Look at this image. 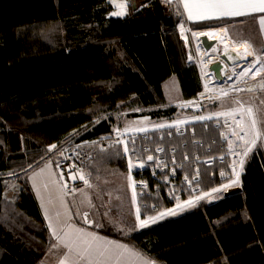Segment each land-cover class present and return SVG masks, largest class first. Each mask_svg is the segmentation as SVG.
<instances>
[{"label":"trees","instance_id":"16d2710c","mask_svg":"<svg viewBox=\"0 0 264 264\" xmlns=\"http://www.w3.org/2000/svg\"><path fill=\"white\" fill-rule=\"evenodd\" d=\"M137 2L132 14L113 16L112 0H0V264H38L54 243L44 223L6 197L11 175L22 176L44 163L52 145L57 149L78 136L112 133L116 112L139 115L135 111L142 110L158 122L201 115L176 104L203 90L200 66L189 59L178 24L202 29L234 19L191 22L177 1ZM57 23L63 34L52 30ZM206 124L187 125L195 128L193 137L206 142L201 150L221 140L220 128L205 130ZM184 141L174 138L169 144ZM199 165L195 184L203 191L223 183L222 165ZM89 168L100 188L106 235L164 264H264L261 147L247 161L240 186L140 229L132 221L134 201L123 147L97 150ZM186 173L195 177V163L185 164L176 182ZM144 176L143 217L177 204L165 189L166 197L161 192L156 196L157 182L149 172ZM191 196L184 193L182 201Z\"/></svg>","mask_w":264,"mask_h":264},{"label":"rangeland","instance_id":"374dc122","mask_svg":"<svg viewBox=\"0 0 264 264\" xmlns=\"http://www.w3.org/2000/svg\"><path fill=\"white\" fill-rule=\"evenodd\" d=\"M115 4V9L111 13H117V12H123V15H113V16H127L132 14L134 10H136L133 6V0H112ZM177 1V0H176ZM177 3H179L177 1ZM181 25H183V30L181 29ZM178 29L181 35V39L185 42V47L187 52L189 53L191 57V61L196 62L201 69L202 79H203V90H207L210 92V94L199 97L198 95L194 98L188 99V100H182L177 102L176 104L180 107L184 108H193L196 112L200 113L201 115L197 116H190L189 114L179 115L175 116V120H168L165 119L162 122L163 124L168 125L169 128H179L181 124H184L187 126L188 124H193L196 122H209L210 124L204 125L205 130H210L211 125L219 127L222 131L224 128L223 121L227 120L229 118L233 119L234 123L235 121H241L242 126L248 129L247 135L245 132L240 130V126L235 123V126L228 131H226V136L223 138L222 134L220 133V139L218 141L213 140L211 145H208L210 147V151L208 149H202L204 148L200 145V142L203 143L204 140L202 138L193 137L194 134L190 133V135H187L184 139H187L189 142H183L181 145L177 144L174 145L173 148H183L184 152L193 153L195 150H200L203 154L204 152H210L211 154H220L224 152L225 150H230L233 148H237L240 150V155L235 160L230 159L229 163L233 166L222 165L221 172L224 170L226 173H230V176H223L220 172L221 180L223 183L220 185L213 187L207 191H203L200 185L195 184L196 181H199L200 179V168L201 166L199 164H196V175L193 179L190 178L189 174H184L183 180L181 182H171L170 175L164 176L163 180L159 185L156 186V192L154 193L156 196H160V192L163 194V196L166 197V194L162 192L163 189L168 194V197L170 199H173L177 202L176 205H174L171 208L165 209L160 211L161 212H168L169 210H172L174 214L165 215L163 218L157 219L154 223L161 221L167 217L175 216L180 213H183L187 210H190L200 204L202 201L204 202H211L216 201L219 198L223 197L226 192H228L230 189L234 187H238L241 182V173L243 169L245 168V165L248 161V157L252 155L253 151L260 147V136L256 138L255 145L246 144L244 140H240L237 135H233V131L238 133L239 136H244L245 140L251 141L254 138V133L256 131L260 132V113H259V106H260V98H261V89L257 88L255 92H249L247 90V86L249 84H255L257 87L261 83V79L264 78V70L259 71L258 74L255 76L252 75V73L256 72L257 69H261L262 60H257L256 57H259L258 52L254 48V44H252L251 41H249L245 37H240L236 35V32L232 29H227L228 32V38L226 40L221 39V35L223 32V29L225 28H206V29H192L189 26H187L183 22H179ZM216 31L219 35L213 36L208 35L211 39H217L219 42L223 43L224 49H219L217 46H214L212 49H210V52H208L203 45L202 42V36L199 35L200 33H211L210 30ZM52 30H59L63 34V26L59 23L54 25L52 27ZM51 31V30H50ZM193 33H196L198 35H193ZM247 35V34H246ZM245 44H251L250 53L245 58L244 55V45ZM224 52H231L233 55V63L237 62V64L233 68V73L227 77L219 78L214 74V69L212 68V65L214 62L223 61L225 63H229L226 59L223 57ZM260 58V57H259ZM252 65L251 69H249V66ZM208 67L209 73L211 77H213V84L212 86H208L205 83L204 73L205 68ZM246 75L241 76V72H245ZM264 82V80H263ZM235 89H240V91H236ZM202 90V91H203ZM221 91L227 92V96H222ZM237 101H240V103L244 106L245 111L243 114L240 112H237L234 114V116H226V115H220V113L229 112L232 109H235L239 107V105L236 103ZM248 107H251L253 109V114L256 119V126L255 129L252 127L251 118L249 117L246 109ZM133 111H127V112H116L113 115L115 118V126L116 128H123L129 131H136L141 132L144 130L154 129L158 128L157 122L155 120H152L148 115L144 114L142 110H136L135 112H138L139 115H133ZM199 117H206L207 119H199ZM165 126V125H164ZM164 126H161L164 127ZM142 129V130H141ZM193 137V138H192ZM189 138H192L189 141ZM183 139V140H184ZM214 144V145H213ZM206 146L205 144H203ZM215 146V147H214ZM201 147V148H200ZM251 148V151H248L247 155H245V150L247 148ZM207 148V147H206ZM219 148V149H216ZM58 149V148H57ZM56 148L51 150V153L49 154L50 159H47L46 162L43 163V166L39 169L35 170L32 175V180L36 179H46L52 186H54V195L57 198V200L60 202V197H63V205L66 204V202L69 200V202H72L78 194L82 193L77 192L70 196L68 194L64 187H61L62 182L60 179V176L58 175V172L53 164L57 165L56 158L54 156ZM207 154V153H206ZM53 156V157H52ZM241 161L243 163L241 164ZM206 164V163H204ZM207 165H214V164H207ZM58 168V166H57ZM43 170V173L41 172ZM33 171V170H32ZM237 173H239V177L237 180ZM29 174V173H28ZM19 174L11 175L7 179L8 184H12L10 187H8L6 191V196L8 198H11L16 195L18 197L20 194L25 195V188H27L26 180H27V174L23 175L20 180L17 181V183H13L15 180L18 179ZM94 178V177H93ZM127 178L129 181V186L131 190V194L133 197V207H134V213L132 215V221L136 225H134V229H140L138 226L139 221L137 220L136 210L137 208L140 209V220H144L147 217H156V215H151L147 217L142 216V204L140 203V197L145 194L144 192V186L138 185V179H134L130 172L127 173ZM95 180V179H94ZM166 180L170 181L166 183ZM96 181V180H95ZM133 182H135V189H133ZM161 185V188H159ZM213 189H220L218 192H213ZM99 187L96 186L94 189H91L88 191V193L85 195L83 206L85 209L92 213V218L88 219L91 221V223L87 222L85 219H83V222L90 227L96 226H102L105 222V217L103 214H101V211L99 210V202L98 197L100 195ZM135 191V195H134ZM84 192V190H83ZM191 192L193 196L189 197L188 199L182 201V196L184 193ZM205 193H208L210 195H205ZM20 195V196H22ZM199 198V199H197ZM17 199V198H16ZM91 200V204L94 205V207H90L88 204V200ZM21 200L23 202H27L25 199ZM193 201L192 206H188L187 202ZM179 206H182L183 210H180L178 208ZM149 223L148 225L154 224ZM147 225V226H148ZM131 230V229H129Z\"/></svg>","mask_w":264,"mask_h":264},{"label":"built area","instance_id":"2783aa9c","mask_svg":"<svg viewBox=\"0 0 264 264\" xmlns=\"http://www.w3.org/2000/svg\"><path fill=\"white\" fill-rule=\"evenodd\" d=\"M162 1L174 2L176 0ZM223 122L224 128L221 134L225 138L226 131L233 128L235 123L231 118ZM189 132L194 134L195 128L191 127L188 130L184 124H181L179 128L163 127L141 132L116 128L112 133L94 138L75 137L61 145L55 151L54 156L65 190L68 194L73 195L94 187L95 181L89 165L94 160L97 150H106L113 146H122L123 149L125 146L128 147L129 151L125 153V156L129 172L133 180L135 178L139 180L138 185L144 186V190H148V181L144 176L146 172H149L157 185L164 181L163 177L167 175H170L171 182H176L179 170L187 163H195V165L218 163L223 166L226 164L233 166L229 163L230 159L235 160L240 155V150L237 148L225 150L220 154H211L210 152L203 154L200 150H195L193 153L183 152L179 155L178 149L173 148L174 145H170L169 141L174 138L184 139ZM203 144L201 141L202 147H204ZM207 149L210 151L209 146ZM148 156H152L153 160H147ZM249 158L250 156L248 160ZM130 161L132 167H129ZM137 173L140 174V178L136 177ZM221 174L230 176V173H226L224 170ZM81 175L84 176L83 180L79 178ZM170 181L166 180V183Z\"/></svg>","mask_w":264,"mask_h":264},{"label":"snow or ice","instance_id":"6c2138e0","mask_svg":"<svg viewBox=\"0 0 264 264\" xmlns=\"http://www.w3.org/2000/svg\"><path fill=\"white\" fill-rule=\"evenodd\" d=\"M184 8L188 9V15L190 19L194 20H206V19H219L224 17H239L250 15L255 12L264 13V0H197L196 3L189 4L184 3ZM123 12L113 13V15H123ZM259 23L262 28H264V16H262L259 20ZM181 29L183 30V25H181ZM193 35H198L193 33ZM199 35H214V33H200ZM219 35V34H216ZM228 38L227 29H223L221 39L226 40ZM251 45H244V55L245 58L250 53ZM259 60V57H256ZM252 65L249 66L250 70ZM264 70V64H262L261 69H257L256 72L252 73L253 76L258 74L259 71ZM241 76L246 75L245 72H241ZM261 88H264V83L259 85ZM236 91H240V89H235ZM251 91L252 89H248ZM203 95V94H201ZM222 96H227L228 93L221 91ZM239 107L232 109L229 112L220 113V115L226 116H234L235 113L240 112L243 114L245 111L244 106L240 103V101L236 102ZM249 117L251 118V123L253 129L256 126V119L253 114V109L248 107L246 109ZM199 119H207L206 117H199ZM238 126H240V130L245 132L247 135L248 129L242 126L241 121H235ZM142 130V129H141ZM233 135H237L240 140H244L246 144L255 145L256 138H258L261 133L256 131L254 133V138L251 141L245 140L244 136H239L238 133L233 131ZM119 143V141H117ZM56 145H52L51 148H55ZM129 151L128 147H124V152L127 153ZM248 151H251V148H247L245 150V155H247ZM147 160H153L152 156H148ZM243 161H241V164ZM131 161L129 162V167H132ZM143 166V165H140ZM43 173V170H41ZM239 177V173H237V180ZM81 180L84 179V176L81 175L79 177ZM48 185L45 184L46 188ZM63 187V185H61ZM133 189H135V182H133ZM72 191V190H69ZM213 192H218L220 189H213ZM135 195V191H134ZM205 195H210L205 193ZM199 199V198H197ZM60 203L63 205V197H60ZM193 201H188V206L193 205ZM88 204L90 207H94L91 204V200H88ZM180 210H183L182 206L178 205ZM174 214L172 210L168 212H161L156 217H147L144 220H140V209L137 208L136 215L137 220L139 221L138 226L140 228L146 227L149 223H154L157 219L163 218L165 215ZM45 215L48 217L49 227L52 228V235L55 237L59 243L54 245V247H63L66 249V252L63 258L60 261V264H152L151 261L144 258L141 254L136 252L135 250L129 248L127 245L118 244L115 241H108L105 238L98 236L93 232H88L83 228H77L75 225L68 223L67 221L61 222V212L57 211L55 213L56 221L53 222V218L48 215V209L45 208ZM84 219L91 223L88 220V214L85 212L83 214Z\"/></svg>","mask_w":264,"mask_h":264},{"label":"crops","instance_id":"0c3cea01","mask_svg":"<svg viewBox=\"0 0 264 264\" xmlns=\"http://www.w3.org/2000/svg\"><path fill=\"white\" fill-rule=\"evenodd\" d=\"M182 8L183 11L187 17V19L191 22H204V21H210V20H221V19H234L233 21L219 25V26H212V27H206V28H230L231 30L233 29L236 32L237 36L240 37H245L249 41L254 44L255 50L258 52L260 59L262 60V64H264V28L261 27L259 20L262 16H264V13H259L255 12L250 15H245V16H239V17H224V18H219V19H206V20H194L190 19L188 15V9L184 8V3H189L193 4L196 3L197 0H177ZM113 2V1H112ZM202 28V29H206ZM201 30V29H198ZM247 34V35H246ZM207 49V48H206ZM212 49V48H211ZM210 52V49L207 50ZM189 59L191 60V57L188 53ZM237 64V62H232V63H225L223 61H218L214 62L212 65V68L214 69V74L219 77V78H225L233 73V68ZM262 67V65H261ZM263 71V70H261ZM264 78L261 79V83L263 82ZM260 83V84H261ZM261 89V98H260V106H259V113H260V147L264 149V88ZM157 122V125L159 126L158 128H161V126L167 127L168 125L163 124L164 122ZM163 128V127H162ZM157 129V128H154ZM50 158V157H49ZM48 158V159H49ZM47 161V159H46ZM45 161V162H46ZM54 167L56 168L58 175L59 171L57 168V165L53 164ZM43 166V163L39 165L38 167L31 168L29 171L26 173L27 174V188H25V195L20 194L22 196L16 197L13 196L11 199H15L16 202L25 210L28 211V213L35 217L37 220L40 222L44 223L51 231L52 234V228L49 227V221L48 217L45 215V208L47 207L48 209V215L53 218V222L55 223L56 217L55 213L57 211L61 212V222L67 221L70 224L75 225L77 228H83L88 232H93L97 234L98 236L105 238L108 241H115L118 244H124L127 245L129 248L135 250L139 254H141L144 258L147 260L151 261L152 264H164L160 261L153 260L150 258V256L141 250L140 248L129 244L117 237H111L106 235L105 233L102 232L103 226H96L93 227L87 226L84 222V216L83 214L87 212L88 214V219L92 218V213L88 212L85 207L83 206L84 198L85 195L88 193L89 190L94 189L97 185V182L95 181L94 187L91 189L84 190L82 193L78 194V196L75 197V199L72 202H69V199L64 206L60 205V202L57 200V198L54 195V186H52L46 179H36L32 180V175L35 170L39 169L40 167ZM33 170V171H32ZM244 172V169L241 173V182L239 186L242 184V174ZM29 173V174H28ZM24 174V175H26ZM23 176V175H22ZM22 176H17L18 179L15 180L13 183H17L18 180L21 179ZM61 179V177H60ZM62 182V179H61ZM47 184L48 186L45 188L44 185ZM12 184H8V187H10ZM62 185L64 187V184L62 182ZM7 187V189H8ZM99 187V186H98ZM65 189V187H64ZM100 189V188H99ZM7 191V190H6ZM66 191V190H65ZM81 192V191H80ZM100 192V190H99ZM6 195V192H5ZM71 196V195H70ZM7 197V196H6ZM72 197V196H71ZM17 198V199H16ZM22 199H27V202H23ZM59 241L54 237V243L48 252V254L44 257L42 261H40L38 264H60L61 259L63 258L66 249L63 247H54V245L58 244Z\"/></svg>","mask_w":264,"mask_h":264},{"label":"water","instance_id":"95a60500","mask_svg":"<svg viewBox=\"0 0 264 264\" xmlns=\"http://www.w3.org/2000/svg\"><path fill=\"white\" fill-rule=\"evenodd\" d=\"M133 6L135 9L138 7V2L137 0H133ZM202 42L205 48L211 49L214 46H217L219 49H224L223 43L219 42L217 39H211L208 35L202 36ZM224 59H226L228 62L232 63L233 62V55L231 52H224L223 53Z\"/></svg>","mask_w":264,"mask_h":264},{"label":"bare ground","instance_id":"6f19581e","mask_svg":"<svg viewBox=\"0 0 264 264\" xmlns=\"http://www.w3.org/2000/svg\"><path fill=\"white\" fill-rule=\"evenodd\" d=\"M210 32L211 33H214V35L213 36H217L216 34H218L216 31H214V30H210ZM249 45H251V44H249ZM204 78H205V83L208 85V86H212V84H213V77H211V75H210V73H209V69H208V67H206L205 68V73H204ZM260 85V84H259ZM252 89L251 91H249L248 89ZM257 88H261L260 86H256L255 84H249L248 86H247V90L249 91V92H255L256 90H257ZM201 94H203V95H201ZM208 94H210V92H208L207 90H203V91H201V92H199V94H198V96L199 97H203V96H206V95H208Z\"/></svg>","mask_w":264,"mask_h":264}]
</instances>
